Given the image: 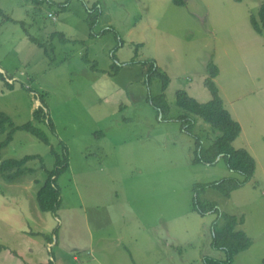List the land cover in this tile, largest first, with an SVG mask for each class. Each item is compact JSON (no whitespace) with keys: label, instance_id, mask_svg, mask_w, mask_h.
<instances>
[{"label":"rangeland","instance_id":"1","mask_svg":"<svg viewBox=\"0 0 264 264\" xmlns=\"http://www.w3.org/2000/svg\"><path fill=\"white\" fill-rule=\"evenodd\" d=\"M47 1L53 5L0 0L1 12L16 22L0 15V111L21 126L43 110L53 133L45 123L40 128L59 156L66 147L68 169L56 182L57 212L44 214L35 193L54 166L49 147L17 131L0 151V162L38 155L45 168L33 162L27 165L33 175L10 185L0 179V245L9 249L0 264L224 260L210 245L215 216L192 210V187L240 177L223 160L192 164V139L174 120L184 114L177 91L209 101L203 84L209 62L221 69L220 95L242 125L232 146L249 152L256 169L229 198L207 190L201 199L244 218L238 229L251 246L232 264H264V30L256 34L249 22L262 0H184L183 7L172 0ZM52 32L73 42L52 40ZM148 60L170 81L164 92L170 120L161 121L148 101L160 91L157 78L146 83L140 64ZM192 120L204 144L213 139Z\"/></svg>","mask_w":264,"mask_h":264},{"label":"trees","instance_id":"2","mask_svg":"<svg viewBox=\"0 0 264 264\" xmlns=\"http://www.w3.org/2000/svg\"><path fill=\"white\" fill-rule=\"evenodd\" d=\"M34 5H42L49 3L47 0H32ZM173 4L177 7L185 6L184 0H172ZM49 5H53L50 4ZM66 3L58 6L62 11L65 10ZM0 15L7 22H14L9 17L5 16L1 10ZM49 19H54L52 14H48ZM249 22L258 35H261L264 30V0H262L256 18L250 16ZM23 28V23H21ZM94 23L90 24L92 27ZM24 33L33 44H37L34 38H31L23 28ZM116 34V33H115ZM50 39H57L59 43L66 44L73 41L67 39L63 33L52 32ZM138 49V45L135 46ZM135 49V51H136ZM136 60H131L129 65H134ZM140 66L144 74L147 76L146 83L149 84L150 80L157 78L160 81V91L156 96H148V101L152 107L161 116V121H167L164 114L168 112L164 92L169 84V79L165 74L160 73L155 65V62L148 60L142 62ZM120 70L119 66L113 65L112 71L116 74ZM206 78L204 79V86L207 89L210 99L206 103H198L195 99L190 97L183 91L175 93V103L184 114L179 115L174 120L180 124L182 132L192 139L191 149V162L194 165L204 164L213 165L219 160H223L225 166L232 173L237 174L240 179L228 178L222 179L218 182L209 184H195L192 187V210L200 216L212 214L215 220L211 226V247L223 253L224 260L217 261L215 259L203 258V264H232L234 258L242 252H245L251 246V240L245 233L238 228L243 225V216L237 217L221 213L216 203L212 201L202 200L203 195L207 190L215 191L224 198H229L231 193L240 189L244 184L248 183L256 169L254 158L244 149L233 148V142L239 137L241 133L240 125L234 121L229 112L224 108L223 102L219 97L218 89L214 83L219 70L216 64L209 62L206 66ZM0 79L4 78L0 75ZM7 89H13V86L5 82ZM43 96H39L42 99ZM41 111L37 108L32 113V121L25 123L21 126H15L11 118L0 111V134L3 139L0 141V151L5 149L12 141L15 132L23 131L43 145L49 147L50 153L54 156V166L50 171L45 170L43 160L38 155H26L19 159H5L0 162V179L6 184H13L22 180L27 175H33L35 169L27 167L28 164L36 162L39 164V170H45L46 178L41 187L35 193V202L39 212L44 214H55L60 206V192L57 187V179L63 175L68 169V162L66 156V147L62 145V153L59 156L50 145V140L46 133L40 128L39 124L47 125L50 133H53V126L47 116H42ZM192 118H197L204 123L211 132L213 139H205L207 142L204 144V139L200 134L195 133L198 131L202 133L203 129L196 130V121ZM5 246L0 245V253L8 251ZM13 256H17L16 253ZM264 263V261H263ZM48 264H54L49 261Z\"/></svg>","mask_w":264,"mask_h":264},{"label":"crops","instance_id":"3","mask_svg":"<svg viewBox=\"0 0 264 264\" xmlns=\"http://www.w3.org/2000/svg\"><path fill=\"white\" fill-rule=\"evenodd\" d=\"M218 67V66H217ZM218 70H219V73H218V75H217V77L215 78V80H214V82H215V85H216V87H217V89H218V92H219V95H220V86H219V84H218V81H219V79H220V72H221V69L218 67ZM220 88V89H219ZM220 98H221V100H222V102H223V106H224V108L229 112V114H230V116H231V118L234 120V121H236L239 125H240V128H241V132H242V125H241V122L238 120V119H236L235 117H233V115H231V112L227 109V105H226V102L224 101V99L221 97V95H220ZM235 99H237V98H235ZM231 103V100L229 101V104ZM241 134V133H240ZM166 245H168L167 243H165Z\"/></svg>","mask_w":264,"mask_h":264}]
</instances>
